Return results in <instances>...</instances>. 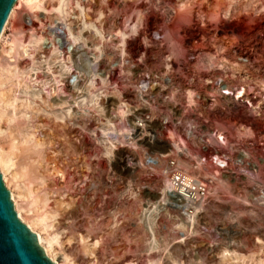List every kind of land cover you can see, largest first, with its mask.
<instances>
[{
    "label": "rangeland",
    "instance_id": "obj_1",
    "mask_svg": "<svg viewBox=\"0 0 264 264\" xmlns=\"http://www.w3.org/2000/svg\"><path fill=\"white\" fill-rule=\"evenodd\" d=\"M42 2L46 11L19 6L0 44V147L7 148L9 132L22 126L31 143L43 144L37 151L68 171L64 180L53 164H44L54 190L50 201L61 203L51 230L60 231L52 249L57 261L264 264V0H64L61 14L55 11L60 0ZM27 18L39 29L27 28ZM54 19L67 23L72 44L83 42L105 68L140 57L156 67L157 149H114L110 134L130 132L123 95L98 103L88 91L80 101L81 88L68 83L72 56L60 60L54 49L50 62L41 59L45 22ZM18 42L28 44L27 55L18 48L9 54ZM130 85L120 79L123 91ZM208 147L228 156L227 167L204 162ZM172 157L190 176L200 178L196 168L204 167L223 183L215 194L217 182L201 175L211 189L193 213L172 208L165 197ZM254 166L259 180L248 173ZM6 187L12 194L14 184ZM190 218L191 224L181 220Z\"/></svg>",
    "mask_w": 264,
    "mask_h": 264
},
{
    "label": "built area",
    "instance_id": "obj_2",
    "mask_svg": "<svg viewBox=\"0 0 264 264\" xmlns=\"http://www.w3.org/2000/svg\"><path fill=\"white\" fill-rule=\"evenodd\" d=\"M77 14L78 12L73 14V16H77ZM45 23L47 25L44 31L46 41L42 44L41 59L49 60L50 62L49 56L52 55L54 49L57 51L56 56H59L60 60L64 56H72V77L68 83L73 89L81 88L78 92L76 91L77 96L80 97V101L87 98L88 91H91L94 101L98 103L112 101L113 96L118 92L123 95V99L121 100L128 105L129 110L125 119L128 122H125V124L127 126L130 125V132L121 136L113 133L110 134V140L117 147L114 149L127 151L157 149L159 144V124L157 121L159 118V73L156 67L143 62L140 57L137 61L123 62L121 65L111 64L105 68L103 62H98L99 59L95 60L92 57V52L83 42L77 45L72 44L65 24L55 19L52 22ZM73 24L74 29L78 31L77 28L80 26V21L75 19L73 20ZM25 25L27 28L33 27L34 29H39L40 27V24L36 20L30 18H27ZM85 35L88 37L89 32L85 31L82 36ZM143 55L145 56V53L142 54V57ZM90 60H92V63L89 67L87 62ZM47 67V65L43 66L45 73ZM93 74L97 76L94 78ZM120 79H122L124 84H130L131 81V89L128 91L120 89ZM91 81H93V87L90 86ZM121 125H124V122ZM193 127L195 126L190 124L188 128L190 132L194 131L195 128ZM218 138L224 143L225 137L223 135H221V138ZM205 152L209 155L208 157L204 156L203 160L205 163L210 159L213 161V164L221 169L225 166L227 167L229 164V158L226 154L213 153L209 147ZM148 159L147 163L154 165V159L152 157ZM220 162L224 165L219 164ZM246 163L247 161L244 159L242 162L243 166ZM259 171L260 168L257 167L256 169L255 166L248 169L249 175L255 180H259ZM166 178L168 180V188L164 194L172 208L180 212L193 213L196 207H199L208 199L211 183L208 180L195 178L187 174L179 166L178 161L174 157L168 160ZM261 189V193L264 196V189Z\"/></svg>",
    "mask_w": 264,
    "mask_h": 264
},
{
    "label": "bare ground",
    "instance_id": "obj_3",
    "mask_svg": "<svg viewBox=\"0 0 264 264\" xmlns=\"http://www.w3.org/2000/svg\"><path fill=\"white\" fill-rule=\"evenodd\" d=\"M42 1L43 0H18L17 3L15 4L14 8H13V11L11 13L10 18H13L15 16V12H16L17 8L22 4H24L30 11L45 10ZM63 2H64V0H60V6L55 9V11L58 12L59 14L62 13L63 7H65L63 5ZM10 18H9V20H10ZM9 20H8V22H9ZM59 20H61V19H59ZM8 22H7L5 28L2 32V35L0 37V44L4 41L5 32L7 30ZM63 24H65V27H66L67 31L69 32V30H70L69 28H71V27L68 26L67 23H63ZM126 26H127V24H126ZM124 31L120 30L117 33L118 36H121L122 39H124L123 42L125 41V37H126V34H125L126 31L125 32ZM18 43H17V45H11V47L9 49V54L13 53L15 51V49L18 48V49L22 50L24 54L27 55L28 44L25 45L26 43L24 44L23 42H18ZM31 43H37V41L30 42V44ZM96 48H98V47H96ZM1 64H2V62H1V58H0V72H1ZM12 71L13 70L11 68L8 69L9 73ZM243 92H244V90H243ZM240 93H242V92H240ZM241 95H239V96H241ZM60 116H61V118H63L62 115H60ZM10 132H9L10 135H9L8 147L7 148H3L2 146L0 147V170L3 174V178L6 182V185L10 189H11L10 185L14 184V190L11 189L12 190L11 195H12V199L14 200V203L16 205V209L18 211V214H19V217L21 218V220L25 224H27L29 226V228L34 233L36 232V234L39 237L40 244L44 248L47 256L53 262H55L57 264H61L59 261H57V259L53 255V251H52L54 245H59V239H60L59 233H60V231L59 230L58 231L57 230L51 231L55 227V226L53 227L52 220L59 214L61 203H59V204L57 202L51 203V201H50L49 196L54 190H53V187H50L49 185L46 184V179L49 178L47 175V172H49V171L45 172L44 164L47 166L53 164L54 165V169H53L54 172H56L57 174H61V176L64 180L69 175V173L65 169H60L58 167L59 163L57 162L56 158H53V160H52L51 158L45 157L44 152H42L41 150L37 151L36 148H38L39 146H42L43 144L40 143L39 141H37L36 143H31L30 138L28 137L26 131H24V128L22 126H18L15 130H11ZM0 134H1V129H0ZM54 145H56V144H54ZM198 166L200 167V165H198ZM191 167L193 168V166H191ZM191 167L189 169H191ZM203 168L200 167V170L198 168H196L198 170V172L196 171L197 172L196 175L198 176V174H200V178H202L204 176L209 177V178L211 177L210 179L215 181L214 183L217 182L216 184H218V185H217V187L215 185V191H214V193L216 194L217 191L219 190V185L223 184L220 181L221 178H220V176H216L217 175L216 173L213 174L212 172H210V174H209V172H207V173H206V171L204 172ZM189 169L187 171H190ZM203 172H204V174H203ZM191 173H192V171H191ZM201 175H204V176H201ZM219 175H221L220 172H219ZM210 179H208V180H210ZM213 187H214V185H213ZM166 189H167V187H166ZM55 195H61V194H55ZM60 197H62V196H60ZM71 197H73V194L71 195ZM203 204H201V205L204 206ZM74 205H75V202L71 201L69 203L68 207H73ZM186 213H189V212H186ZM24 214H31V218L29 220H27V218L24 217ZM63 214L61 215V217L62 216L64 217L66 213L64 215ZM181 220H184L183 221L184 224H187V223L191 224V222H192L191 218L188 222L185 221V219H181ZM60 223H62V222H60ZM36 227L40 228L39 229L40 232H37ZM148 230L153 231V227H150ZM41 232H43V234ZM81 241L84 242L85 239L81 238ZM68 264H70V263H68Z\"/></svg>",
    "mask_w": 264,
    "mask_h": 264
},
{
    "label": "water",
    "instance_id": "obj_4",
    "mask_svg": "<svg viewBox=\"0 0 264 264\" xmlns=\"http://www.w3.org/2000/svg\"><path fill=\"white\" fill-rule=\"evenodd\" d=\"M18 0H0V37ZM0 264H57L19 217L0 171Z\"/></svg>",
    "mask_w": 264,
    "mask_h": 264
}]
</instances>
